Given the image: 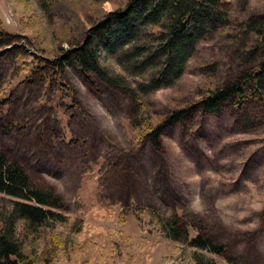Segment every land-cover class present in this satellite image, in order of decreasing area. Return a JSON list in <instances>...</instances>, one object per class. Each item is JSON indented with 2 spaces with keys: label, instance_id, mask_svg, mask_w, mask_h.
<instances>
[{
  "label": "rangeland",
  "instance_id": "obj_1",
  "mask_svg": "<svg viewBox=\"0 0 264 264\" xmlns=\"http://www.w3.org/2000/svg\"><path fill=\"white\" fill-rule=\"evenodd\" d=\"M126 2L53 0L46 11L39 0H0L5 32L0 152L19 163L36 187L63 199L64 209L46 208L55 214L122 232L137 242L145 236L135 209L152 207L164 218L178 217L190 238L200 234L227 248L220 257L203 252L208 259L264 264V109L259 102L250 101L246 111L228 104L220 116L194 112L163 133L157 151L148 139L137 140L129 97L95 75L86 78L69 67L58 73L56 62ZM224 7L229 25L199 43L181 79L143 95L154 126L192 107L206 90L237 78L238 50L255 44L241 28L251 17L264 21V0H225ZM6 34L13 36L10 41ZM108 69L113 78L138 87V74L124 60L112 59ZM13 200L0 194V219H8ZM98 200L110 207L111 221L93 214ZM122 213L125 223L119 220ZM57 229L67 231L64 225ZM29 240L24 252L31 256ZM149 242L147 264H161L170 243Z\"/></svg>",
  "mask_w": 264,
  "mask_h": 264
},
{
  "label": "trees",
  "instance_id": "obj_2",
  "mask_svg": "<svg viewBox=\"0 0 264 264\" xmlns=\"http://www.w3.org/2000/svg\"><path fill=\"white\" fill-rule=\"evenodd\" d=\"M39 2L46 11L54 5L53 0ZM224 5L225 0H127L87 30L83 42L56 62L57 71L61 75L69 67L86 78L95 75L129 97L136 112L132 129L137 140L148 139L160 151L163 133L194 112L220 116L228 104L246 111L253 100L264 109V21L251 17L241 29L253 36L255 44L238 50L239 72L233 82L206 90L192 107L172 112L157 126L149 114L143 95L171 87L181 79L199 43L229 25ZM4 35L0 21V47L5 45ZM6 35V41L13 37ZM112 59L124 60L138 74V87L108 74ZM0 194L14 199L8 219H0V264H54L60 260L70 264H147L150 238L170 243L161 264H218L203 252L213 257L227 252L225 246L213 244L200 234L190 238L189 231H182L178 217L164 218L152 207L135 209L139 232L145 236L137 242L122 232L79 224L55 214L46 208L64 209L63 199L36 187L25 169L1 152ZM77 209L80 211L79 205ZM92 212L101 219H113L110 207L101 200ZM119 220L126 222L125 213ZM58 225L67 231L57 229ZM17 226L22 235H18ZM29 237L31 256L24 252ZM84 254L87 258L82 261Z\"/></svg>",
  "mask_w": 264,
  "mask_h": 264
}]
</instances>
